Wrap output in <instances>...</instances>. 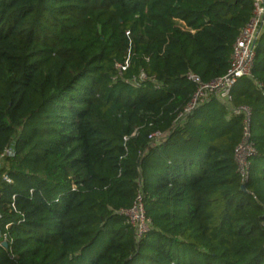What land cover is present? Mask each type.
<instances>
[{
    "label": "trees",
    "instance_id": "trees-1",
    "mask_svg": "<svg viewBox=\"0 0 264 264\" xmlns=\"http://www.w3.org/2000/svg\"><path fill=\"white\" fill-rule=\"evenodd\" d=\"M252 13V0H0V264H264V27L231 107L251 112L246 180L243 114L211 100L175 123L186 75L224 76ZM138 193L140 240L121 214Z\"/></svg>",
    "mask_w": 264,
    "mask_h": 264
},
{
    "label": "built area",
    "instance_id": "built-area-1",
    "mask_svg": "<svg viewBox=\"0 0 264 264\" xmlns=\"http://www.w3.org/2000/svg\"><path fill=\"white\" fill-rule=\"evenodd\" d=\"M253 13L248 24L240 31L232 47L229 68L224 76L214 81L204 83L199 77L192 73L186 75V79L191 82L195 91L182 112L176 119V124L193 113L203 104L216 100L222 105L232 109L235 115H244V130L241 143L235 150V160L238 171L243 180L247 178V159L255 154L250 143V117L251 112L247 107L231 108L233 99V90L241 79H251L253 61L255 57L256 41L264 27V0H252ZM124 69V67H120ZM145 77L142 75L141 79ZM261 88L260 86H258ZM154 141L160 139V135H153ZM11 149L5 150L0 154V162L9 156ZM7 182L9 179L4 176ZM128 225L133 229L135 238L140 240L148 233L149 220L146 218L142 194L138 193L131 208L121 211ZM6 242V237L2 238Z\"/></svg>",
    "mask_w": 264,
    "mask_h": 264
},
{
    "label": "crops",
    "instance_id": "crops-1",
    "mask_svg": "<svg viewBox=\"0 0 264 264\" xmlns=\"http://www.w3.org/2000/svg\"><path fill=\"white\" fill-rule=\"evenodd\" d=\"M239 85V86H238ZM240 87H242V83H238L237 85H236V87L234 88V92H236Z\"/></svg>",
    "mask_w": 264,
    "mask_h": 264
},
{
    "label": "rangeland",
    "instance_id": "rangeland-1",
    "mask_svg": "<svg viewBox=\"0 0 264 264\" xmlns=\"http://www.w3.org/2000/svg\"><path fill=\"white\" fill-rule=\"evenodd\" d=\"M240 83H242V82H240ZM239 86V85H238ZM100 250H99V252L98 253H100L101 251H102V249H103V247H98Z\"/></svg>",
    "mask_w": 264,
    "mask_h": 264
},
{
    "label": "water",
    "instance_id": "water-1",
    "mask_svg": "<svg viewBox=\"0 0 264 264\" xmlns=\"http://www.w3.org/2000/svg\"><path fill=\"white\" fill-rule=\"evenodd\" d=\"M4 246H6V244H4Z\"/></svg>",
    "mask_w": 264,
    "mask_h": 264
}]
</instances>
